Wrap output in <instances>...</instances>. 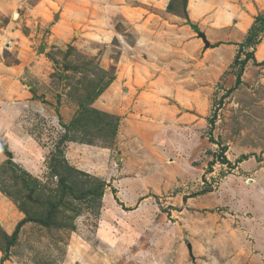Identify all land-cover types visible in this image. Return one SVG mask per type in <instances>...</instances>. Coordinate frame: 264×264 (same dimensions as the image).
I'll list each match as a JSON object with an SVG mask.
<instances>
[{"label": "rangeland", "instance_id": "rangeland-1", "mask_svg": "<svg viewBox=\"0 0 264 264\" xmlns=\"http://www.w3.org/2000/svg\"><path fill=\"white\" fill-rule=\"evenodd\" d=\"M2 1L0 264H264V0Z\"/></svg>", "mask_w": 264, "mask_h": 264}, {"label": "trees", "instance_id": "trees-1", "mask_svg": "<svg viewBox=\"0 0 264 264\" xmlns=\"http://www.w3.org/2000/svg\"><path fill=\"white\" fill-rule=\"evenodd\" d=\"M195 30H198L197 26H193ZM264 31V12L259 13L255 18V23L251 24V26L248 29L247 35L245 37V40L241 43L240 49H243L245 45H255L259 41L260 34ZM249 56H246L244 59H239V56L235 57V63H240L243 65L247 58L254 57L252 54H248Z\"/></svg>", "mask_w": 264, "mask_h": 264}, {"label": "crops", "instance_id": "crops-1", "mask_svg": "<svg viewBox=\"0 0 264 264\" xmlns=\"http://www.w3.org/2000/svg\"><path fill=\"white\" fill-rule=\"evenodd\" d=\"M191 5H192V3H191ZM1 7H3V1H2V0H1V4H0V8H1ZM194 11H195V10H194ZM247 16H248V14H246L245 16H243V17H244V18H243V19H244V23H243V25L248 23V26H247V27H250V23H252L253 18H252V17H249V19L246 21V19H247L246 17H247ZM251 18H252V19H251ZM248 21H249V22H248ZM29 92H30L29 90H27V93H26L25 91H24V93L22 92L23 95H25V98L28 97L27 95H28ZM23 102H24V101H23ZM23 102H22L21 104H24ZM23 106H24V105H23Z\"/></svg>", "mask_w": 264, "mask_h": 264}, {"label": "water", "instance_id": "water-1", "mask_svg": "<svg viewBox=\"0 0 264 264\" xmlns=\"http://www.w3.org/2000/svg\"><path fill=\"white\" fill-rule=\"evenodd\" d=\"M205 38V36H203ZM206 40V39H205ZM207 42V41H206ZM208 44V42H207ZM44 50L43 46H41L40 51L42 52Z\"/></svg>", "mask_w": 264, "mask_h": 264}]
</instances>
